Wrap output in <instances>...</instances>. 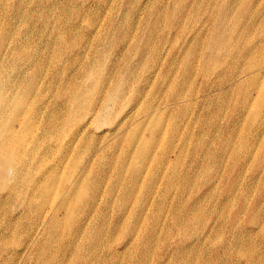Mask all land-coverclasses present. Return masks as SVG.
<instances>
[{
	"label": "bare ground",
	"instance_id": "6f19581e",
	"mask_svg": "<svg viewBox=\"0 0 264 264\" xmlns=\"http://www.w3.org/2000/svg\"><path fill=\"white\" fill-rule=\"evenodd\" d=\"M255 1L259 3L262 0ZM198 3L199 1L195 0V4ZM258 3L256 2L252 10L247 12L245 22L240 25L236 21L235 29L228 40L224 38L225 26L229 24L227 18H217L218 32L216 30L213 49L221 51L222 55L213 58V61L216 59L213 71L218 77L213 88L225 95L226 98L232 97L234 93H238L242 98L233 106L235 112L230 124L224 127L214 126L212 129L215 132H229L232 135L239 123L237 112L245 104V99L258 98V100L262 99L264 103V77L260 74V69L264 64V29L258 30L256 42L252 41L256 28L261 29L264 24V10L258 9L260 8ZM223 4H231L230 7H235L240 13H244V0H223ZM150 19L146 23V27L143 25L139 29V33L134 35L128 34L126 29L124 31L121 29L120 35H118V27L112 25L111 34L104 36L90 37L88 33L79 35L72 32L65 34L59 31L45 36V39L39 43L54 55L58 51L56 67L59 68L60 64H66L60 67L63 70V80L59 85L55 84L56 70L47 75L48 66L44 71L45 79H47L45 85L43 80L37 77L39 73H42V69L37 63L31 62L33 55L27 52L29 48L27 50L25 48L28 45V38L25 37V40L21 41L19 32L10 33L11 27L7 24L0 27V55L7 51L14 52L13 56L21 58L26 64H32L31 76L25 74L30 76H27L29 78L26 83L24 82L25 86L22 83L23 79L21 83L19 82L23 84L25 92H22V89L20 90L17 84H13L12 81V84L8 82L9 85H7L4 78H0V110H5L7 106L11 110V117H5V114L0 112V164L6 166L9 179H11L9 186L3 185L4 190L0 191V209L4 211V218L0 221V250L3 251V254H0V259L2 264H10L17 260H21L23 264H31L34 259L37 264H60L64 255L68 256L65 261L67 264H127V258H132V264H150L154 259L156 261L153 264H171L169 262L179 256L180 258L186 255L189 257L193 253L196 256L201 251L199 243H201L202 237L211 231V226H208L201 236L195 233L197 236L194 239L191 236H186L185 231L182 232L184 235L179 232L184 239H190L189 243L182 241L179 244H174L173 249V246H168L164 253L155 251L153 253L152 242L156 238L157 224L161 219H166L168 225L171 224L170 226L176 228L181 221L183 224L195 225V222L200 221L201 211L207 204L204 198L208 197L211 201L208 206H213L218 190L224 191L221 203L228 210L225 211L226 213L234 206H237V212L239 208L246 207L245 204H241L244 200V190L240 189L242 191L238 193L236 186L244 180L247 167L252 169L248 179L250 175L253 179L256 171H258L257 174L264 177V160L260 161L264 149H260L257 154H251L249 149L243 147L242 144L234 143L230 134L219 139L212 138L205 151L195 145L187 144L190 135L188 132L183 134L182 149L190 147L189 150H192L190 155L193 157V161L188 166L192 165L206 178L213 176L210 184L203 187L204 195L193 199L191 203L187 199H182L184 194L190 193L191 175L188 171H184L180 175L176 170L179 163H175L174 168L168 171L157 166L150 173L146 189L142 192L141 188H136L144 181L141 171L143 168L136 165L137 161L165 162L168 153L164 150L174 149L173 141L169 139L165 142L159 134L162 128V124H160L162 111L173 112V115L181 102L184 103L181 116L185 118L188 114L190 101L201 97L202 100L207 101L209 97L208 90L207 93L203 91L201 95L198 94V91L191 94L188 90H183L180 81L172 80L166 82L167 89L164 92L166 101H156V93L162 89L156 80L161 74L164 64L160 45L157 46L152 40L155 20ZM238 41L242 42L240 46H237ZM96 43L98 45L100 43V50L97 48V50H93ZM65 70H67L66 74H64ZM14 72L16 71L14 70ZM209 72L206 70V76L209 75ZM91 81L92 85L89 86ZM43 86L48 87L51 91L49 96L43 94L44 96L41 97ZM146 96H149L150 99H143ZM258 105H256L257 108ZM164 108L165 110H163ZM137 109L142 110L143 116L128 125ZM80 110L85 112L81 122L79 119L81 115L78 117ZM18 115L22 118L25 116L35 118L37 121L35 129L43 131V135L39 136L38 140L41 138L45 140L57 132L63 134L67 129V135L70 134V137L51 140L48 143L49 147L43 153H58V168L61 166L64 168L66 163H70L65 162L63 158H68L69 155L72 156L77 151L80 156L78 144L86 143L83 146L90 152L84 164L79 165L78 161L71 163L74 168L77 167L76 170L67 172L68 178L66 177L52 193H47L46 189L49 183L52 185L53 182H57L54 170L45 171L40 164L38 169L41 175L33 178V165H30L29 162L31 154L29 145L33 138L29 141L25 128L18 130V126L14 127ZM151 115H153L154 122L148 124L147 118ZM20 122L23 124L22 120ZM102 124L109 126L103 128L104 130H101L102 132L96 139H87L89 130ZM253 124L254 135L264 131V118H259ZM171 125L173 126L174 123ZM188 126L186 121L185 127ZM202 126L203 134L201 136L207 135L206 123L203 122ZM50 130L51 132L48 133ZM191 139L194 137L192 136ZM162 147L164 148L163 152H161ZM68 150L74 151L68 155ZM115 154L124 157L126 161H134V166L131 169L132 174L120 176L121 179L118 182H111L110 185L106 169L102 170L99 179L91 178L90 163L96 160L118 161L112 159ZM227 154L236 163L235 169L238 171L234 177V183L229 181L219 189L220 173ZM103 164L101 163L100 166ZM122 166L123 164L120 165V167ZM193 175H198V173ZM160 179L164 181L162 188H160ZM176 182H178L177 187ZM103 183L109 187L101 189ZM160 191L161 199H159ZM22 195L27 207L39 206L40 211L33 220L34 222L25 225L23 233L18 234L15 233L14 228L23 210L11 212L8 210V205L14 200H20ZM168 199L170 200L169 215L167 210L165 214L163 213ZM20 204L23 208L24 205L21 201ZM238 206L240 207L238 208ZM108 207L109 210L112 208L111 213L106 211ZM151 207L154 208L153 214L147 216ZM254 209L257 213L264 210L262 207L257 210L256 206ZM112 216H114L113 219ZM220 218L225 221L227 214H221ZM229 219L235 223V227L239 226L240 219L235 212L229 216ZM239 234L250 236L251 233L241 232ZM124 236L127 237V241L123 240ZM241 242L237 234L227 241L223 240L219 248L215 249L216 256H221V260L217 264H238V261L233 262L231 258L240 249H236V244H241ZM18 246L20 248L17 249ZM8 247H12V249L8 250ZM204 249L206 248L204 247ZM8 254L10 255L9 259H7ZM187 262L183 261L182 264H192ZM259 264H264V262Z\"/></svg>",
	"mask_w": 264,
	"mask_h": 264
},
{
	"label": "rangeland",
	"instance_id": "374dc122",
	"mask_svg": "<svg viewBox=\"0 0 264 264\" xmlns=\"http://www.w3.org/2000/svg\"><path fill=\"white\" fill-rule=\"evenodd\" d=\"M198 1L199 3L195 4V0H0V5L3 7V9L2 7L0 8V20L2 21H0V27H3L7 24L9 27H11L10 33L13 34L15 32H19L18 35L21 41H24L25 37L26 39H29L28 45L25 48L26 50L28 48L30 50L32 49V51H30L29 49L27 51L33 55L31 62H35L40 65V69L42 70L45 68L43 71L41 70L42 73H39L40 76H37L39 77V79L43 80L44 85L47 80L45 79L46 75L44 73L47 66V75L50 74V72H55V70L57 71L55 84L59 85V83L63 80V70H61L60 67L66 65L60 64L59 68L56 67L58 63V60H56L58 59V51L56 55H54L49 49L45 48L41 43H39L40 41L45 39V36L55 34L57 31L65 34H69L70 32H72L79 35L88 33L90 37L97 35L104 36L105 34H111L110 28L112 27V25L118 27V35H120L121 29L123 31L126 29L128 30V34L134 35L136 33H139V29L143 27V25L146 27V23H148L149 18L153 19V21L155 20L152 40L153 43L157 44V46L160 45V52L162 54L161 58L164 64V66L161 68V74L157 77L156 80V82L160 83V85L162 86V89L159 91V93H156V101H166V96L164 95V92L167 89L166 82L172 80L176 82L180 81L183 85V90H188L189 92H191V94L198 91V94L201 95L203 91L206 92L208 90L209 97L207 101L202 100V97L190 101L188 114L185 118L181 116V111L183 110L184 106V103L181 102L177 106V110L173 115V112L162 111L160 118V124H162V128L159 131V134H161V137L165 140V142L171 139V141H173L174 149L168 148L164 150L163 147L161 148V152H163L164 150V152L168 153L166 155L165 162L137 161L136 165L142 166L143 168L141 171L144 181L136 188H141L142 192L144 191V189H146V184L150 180V173H152L157 166H160V168H162L163 170L168 171L169 169L172 170L174 168L175 163H179L176 167L177 172L181 175L184 171H188L189 175H191L190 193H186L182 197L183 200L187 199L190 203L193 201V199L204 195L203 187L210 184L213 176L206 178L201 175L198 169L192 167V165L188 166L190 163H192L191 161H193V157H191L190 155L192 150H189L190 147L187 149H182V136L183 134L188 132V134L190 135V139H188L189 143L187 144L195 145L205 151L212 138L219 139L225 137L227 134H230L229 132H215L212 128L216 125L218 127H224L225 125L230 124L231 118L234 116L235 112L233 106L235 102H240L242 98V96H240L238 93H234L232 97L226 98L225 95H223L219 91L217 92L216 89L213 88L218 81V77L214 74L213 71L214 65L216 64V59L213 61V58H217L222 55L221 51L213 49V44L216 40V30L218 32L217 18H227L229 24H226L225 26L224 38L228 40V38L231 37V33L235 29L234 25L236 24V21L239 22L240 25L242 24V22H245L247 12L252 10L256 2L258 3V1L255 0H244V14L240 13L235 7H230L231 4L224 5L223 0ZM258 4L260 6V8L258 9H260V11H263L264 0L260 1ZM11 22L14 23L12 24ZM263 29L264 24L262 25L261 29L256 28V30L254 31L255 34L252 37L253 42H256L258 30ZM241 43H239L238 41L237 46H240ZM30 46L32 47L30 48ZM96 48L100 50V43L99 45L98 43H96L93 50ZM212 50L215 51L211 52ZM13 53L7 51L0 55L3 57H1L0 63H4L0 64V78L2 79L3 77V80L7 82V85H9L8 82H10L11 84L13 82V84L15 85L17 84V87L20 90L22 89V92H25L22 85L24 84L23 86H25V83L27 82L26 80H28V78L31 76L30 69L32 67V64L24 63L21 58H16L15 56H13L15 55ZM13 61L15 62L13 63ZM55 61L57 62L55 63ZM186 63H188V65H186ZM122 65L123 62L121 63V66ZM263 66L264 64L260 69V74L264 77ZM14 70L16 72H14ZM20 70L23 71L21 72ZM206 70L210 71L208 76H206ZM24 71L26 72L24 73ZM66 72L67 70L64 71V74H66ZM69 72H72V70H69ZM25 74H29L30 76ZM19 82H22L23 84H20ZM88 85H92V81ZM43 87L44 88H42L41 90V97L44 95L49 96L51 91L48 87ZM169 89L171 88L169 87ZM166 94L168 95L167 92ZM148 97L149 96H146L143 99L149 100L150 98ZM244 103L245 104L237 112V114L239 115V123L234 129L232 135L230 134V136L234 143L242 144L243 147L249 149V152L251 154H257L259 153L260 149H264V131L262 133H257L256 135H254V128H252V125H254L253 122L257 121L259 118H264V103L262 99L258 100V98H252L248 100L245 99ZM256 105H258L259 107L257 108ZM9 109L10 107L7 106L5 107V110H0V112H3L5 114V117H11V110ZM163 110H165V108ZM210 113H212V116H210ZM84 114L85 112H83V110L79 111L78 117L81 115V117L79 118L80 122ZM143 114L144 113L142 112V110L137 109V112H134L128 125L136 122L143 116ZM15 120L17 123H15L14 127L16 128V126H18V130H20L21 128L23 130V128H25L27 137H29V141H31V139L33 138L31 144H28L29 149L31 150L29 162L30 165H33V178L35 179L41 175L40 170L38 169L40 164L44 167L43 170L45 171L54 170V175H56L55 177L57 178V182H53L52 185L51 183L48 184V187L46 189L47 193L54 192V189L63 183V181L67 177V172H74L76 170L77 167L74 168L71 163H73L74 161H78L79 165L84 164L86 157L90 155L89 150L85 149V146H83L86 143H80L78 144V146L80 147V156H78L77 150L75 154L70 156L69 153L74 150H68L67 153L69 157L63 159L65 162L70 163H66L63 166L64 168H62V166L58 168V153H43L44 150L49 147L48 143L51 140L55 141L60 140L61 138L66 139L70 137V134L67 135V129L64 130L63 134H59V132H57L55 134H52V137L49 136L45 140H42V138L38 140V137L43 135V131L37 128L35 129L37 121L34 117L25 116L24 118H22L20 117V115H18ZM20 120H22L23 124H21ZM186 121L189 124L188 127H185ZM153 122L154 118L153 115H151L147 118V123L151 124ZM203 122H205L207 125L205 127L207 135H202V137L201 134H203ZM18 123H20V125H18ZM173 123L174 125L172 126L171 124ZM108 126V124H102L97 128L90 129V133L87 134V139H96L100 132H102L101 130H104L103 128H108ZM49 132H51V130L48 131V133ZM192 136L194 137V139H191ZM112 159H117L118 161L96 160L93 163H90L91 178L99 179L102 170L106 169L108 172V180L110 185L111 182H118L121 177L126 175L130 176L132 174L131 169L134 166V161H126L124 157L120 156L119 154H115V157H113ZM260 159V161L264 160V151ZM101 163H104L105 166L104 164L100 166ZM121 164H123L122 167H120ZM87 165L89 164L87 163ZM235 168L236 163H234L231 160L230 155L227 154V159H224L222 172L220 173L221 183L218 184L219 189L221 188V186H225V184L229 181H232V183H234V177L236 176V173L238 171ZM251 170V167H247L244 180L236 186L238 193L244 190V200L241 202V204H245L246 207L244 206L242 208H239L240 206H238L239 210L237 212V206H234L229 210L228 213H226L228 210L225 209L223 207V204L221 203L223 202L224 191L218 190L219 192H217V196H215L214 198L216 202L215 200L213 201V206H208V204H210L211 202L208 197L204 198V201L207 204H205V207L201 211L202 213L200 215V221L195 222V225L183 224V221H181L176 228L175 226H170L171 224L168 225V221L166 219H161L157 224L158 230L156 231V238L152 242L153 253L154 251L158 253H164L168 246L179 244L182 241H184V243H189L190 239H184L180 236L181 234L179 232L182 233L183 231H185V233L187 234L186 236H191V238L194 239L197 236L195 233L201 236L203 231H206L207 227L211 226L212 232L210 231L204 237H202L203 239H201V243H199V249L201 251L198 252V256H195V253H193V255H190L189 257L188 255L181 258L179 256L171 260L169 263L182 264L183 261H188L187 263L191 262L192 264H217V262L221 260V256H216L215 249L219 248L220 243L223 240L227 241L231 239L234 234L239 235V239L242 242L241 244H236V249H240L237 251L238 255L236 253L235 256L231 258L233 262L238 261V264H250L249 262H252L253 264H259L260 262H264V210L257 213L254 209L255 206L257 210L260 207L264 209V177L257 174L258 171H256L253 175V179L251 178V175L248 179V175L251 173ZM195 173H198V175H193ZM159 174L161 175L162 173ZM9 178V173L6 166L0 164V191L4 190L3 185L7 184V186H9V184L11 183V179ZM163 182L164 181L160 179V188H162V186L164 185ZM175 185L177 187L178 182H176ZM107 187L109 186L103 183L101 189ZM159 199H161V191ZM20 201L24 205L23 208H21ZM169 204L170 200L168 199L166 208L163 209L164 214L166 213V210L168 213ZM8 210H10L11 212H21L23 210L22 215L18 218L16 227L14 228L15 233L22 234L23 227L31 222H34L33 220L36 218L37 213L40 211V207H27V203H25L24 197L22 195L20 196V200H14L9 203ZM111 210L112 208L109 210V207L108 209H106V211L109 213H111ZM149 210L150 211L147 212V216L153 214L154 208L151 207L149 208ZM233 212H235L238 215V219H240L239 226L237 227H235V223H233V221L229 219V216L233 215ZM221 214H227V219H225V221L220 218ZM2 218H4V211L0 209V221ZM113 218L114 216H112V219ZM173 228L175 229L173 230ZM238 232H249L251 233V237L246 236L245 234L241 235ZM182 235H184V233H182ZM123 240L127 241V237L124 236ZM204 247L206 249H204ZM16 248L18 249L20 248V246ZM173 248L174 246L172 247V249ZM10 249H12V247H8V250ZM119 251H121V248H119ZM0 254H3L2 250H0ZM9 257L10 255L8 254L7 259H9ZM62 258L63 259L61 260L60 264H67V262L65 261H67L68 256L64 255L62 256ZM34 260L31 261L33 262L31 264H37V261ZM1 261L2 260L0 259V264H2ZM155 261L156 259H154V261L152 260L150 264L155 263ZM126 262L127 264H132V258H127ZM17 263L23 264L21 260L11 262L10 264Z\"/></svg>",
	"mask_w": 264,
	"mask_h": 264
}]
</instances>
